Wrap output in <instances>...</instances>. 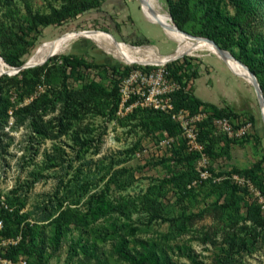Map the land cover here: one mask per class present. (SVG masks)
<instances>
[{
    "label": "trees",
    "instance_id": "trees-1",
    "mask_svg": "<svg viewBox=\"0 0 264 264\" xmlns=\"http://www.w3.org/2000/svg\"><path fill=\"white\" fill-rule=\"evenodd\" d=\"M21 1L24 10L19 5ZM61 1H64V17L52 4L50 13H46L34 8L30 0H0V10L4 9L0 16V56L7 64L19 66L24 63L25 55L35 45L42 28L52 24L60 25L65 20L98 7L103 0ZM164 1L174 23L180 29L214 40L245 63L256 75L264 95V0ZM226 7L231 10L228 14L223 10ZM79 57L73 53L54 55L43 65L23 69L13 75H0L1 127L7 123L8 111L11 108L15 125L29 120L39 138L67 134L79 150L91 146L94 135L89 131L92 129L88 124L82 125L81 118L89 112L119 119L118 86L117 82H111L113 78H109L108 71L120 72L121 66L96 61L86 63ZM58 59L62 60V65L57 64ZM194 59L184 56L182 59L166 63V68L169 76L180 83V88L172 94L175 109L185 108L196 112L202 106L205 111L210 112L208 117L199 123V140L204 144L207 155L210 158L228 156L230 143L242 145L254 132L255 139L261 142V137L256 131L257 117L254 114H239L231 109L219 108L194 95L192 80L198 76V66ZM65 65L71 66L68 76L65 74ZM81 66L98 67L104 79L102 83L90 80L83 86L80 83V86L74 87L66 82L68 77L79 81L83 75V72L80 74L78 70ZM152 66L147 65L148 68ZM54 70L60 72L63 88L56 91L53 99L43 92L23 106H16L11 101L12 89L16 92L21 90L17 94V100H23L32 93L36 84L43 80L50 82L49 78ZM58 74L55 76L58 77ZM55 102L61 104L56 122L53 123L55 119L43 121L42 113ZM222 116H226L234 124L236 120L246 116L252 121V132L240 139H229L225 135L215 133L212 119ZM123 118L129 121L138 118V123L132 126L142 130L145 136H154L156 131L166 129L171 136L180 138V143L173 145L168 156L165 155L151 163L157 165L172 162L176 169H171L169 175L156 179L144 193L117 197L113 194L111 185L113 184L116 190H125L133 181L131 170L124 167L112 171L113 161H109L108 166L104 165L106 170L99 180L108 177L98 190L91 192L94 180L88 175H85L86 179H81V169L77 168L67 179L64 196H58V192H55L48 200L37 204L39 215L32 221L29 218L33 211H22L24 201L19 197L10 196L17 191L11 190L4 201L0 200V240L18 236L20 238L15 244L4 246L0 251L1 258L16 262L23 257L26 264H50V256L69 238L67 261L80 257L81 264H111V258L119 264H183L179 257H174V254L179 256L178 251L191 264H206L188 244H180L177 241L182 235L196 232L193 229L194 221L202 219L206 214L211 215L216 227L211 231L205 230L202 235L199 232L197 237L196 232L195 237L203 243L216 245V236H220L219 252L214 254L210 264H241L242 256L252 253L256 247L264 244L262 204L254 200L247 187L235 184L230 178L220 181L206 179L188 187V184L197 178L195 162L199 153L186 150L185 142L180 137L181 128L168 113L137 107L123 115ZM56 129L59 133H54ZM130 130H134L133 127ZM138 145L139 140L124 153H135ZM115 162H120V159ZM263 170L264 154L250 167L240 169L231 165L230 168H211L215 176L234 172L247 177L259 190L261 197H264ZM170 189L174 193L176 203L187 200L192 205L199 202V196L201 200L210 197L212 199L197 212L183 209L170 216L167 215L168 205L164 199ZM65 202L67 204L63 206ZM80 204L83 206L80 207ZM133 215H137V219H133ZM158 219L167 223L165 232H161L157 237H136L142 230L140 225L148 226ZM74 231L76 235H73ZM130 240L133 243L131 246ZM107 242L109 247L104 256L101 246Z\"/></svg>",
    "mask_w": 264,
    "mask_h": 264
},
{
    "label": "rangeland",
    "instance_id": "rangeland-1",
    "mask_svg": "<svg viewBox=\"0 0 264 264\" xmlns=\"http://www.w3.org/2000/svg\"><path fill=\"white\" fill-rule=\"evenodd\" d=\"M30 1L34 8H39V10L46 13H50V5L52 4L59 10L62 17L65 16V9L63 6L64 1L63 3L61 0ZM157 1H159L158 3L161 6V9L168 13L169 11L165 1ZM22 3V1L19 2V5L21 9L24 10ZM223 10L226 14L231 12L228 7ZM3 11L4 9L0 10V16ZM158 24L159 22L157 21V18L150 14L142 1L140 7L138 0H103L98 7L87 10L75 18L65 20L60 25L52 24L42 28L41 34L38 36L35 45L31 48L29 53L25 55V59L30 58L37 50L43 47L45 43L55 41L67 33L88 29L91 31L96 29L98 32L104 30L105 32H103L107 36L115 40L113 38L114 36L116 38L115 41L117 42L151 50L158 56H167L176 49L177 43L173 38L168 37L167 33L164 32L165 30ZM83 38L84 37H78L74 40L72 39L70 41L71 43L69 42L68 47L63 52L54 55L59 56L73 53L80 56L79 58L86 63L96 61L104 62L108 65L122 66L125 64L118 59L112 58L109 53L100 49V45L97 46L98 44L96 45L86 38ZM182 55L191 56L202 61H207V59H211L210 57L215 59L214 56H216V54L211 53L206 48L199 47L194 48L187 53L179 54L172 59L177 57H179L177 59H182L184 57ZM170 60L171 59L162 64L169 63L171 62ZM57 61L58 65H62L61 59H58ZM133 62L144 63L147 61L130 60L127 63ZM0 69L8 71L10 67H8L3 61H0ZM64 70L65 74L68 76L71 72V66L65 65ZM78 70L80 74L83 72L79 81L71 77H68L66 80L71 86L77 87L81 85L80 83H82L83 86L90 80L102 83L104 80L98 67L93 68L91 66H81L78 67ZM236 71L237 70H233V72ZM57 73H59L58 77L55 76ZM2 74L13 75L10 73ZM83 77L85 80H83ZM49 79L50 82L43 80L36 84L32 93L26 96L23 100H17V94L18 92H21V90L16 92L12 89L10 91L11 101L14 102L16 106H23L43 92L47 93L50 99H53L56 91L63 88L61 85L62 76H60V72L54 70L52 71V77ZM232 86L233 85H228L227 87L230 88L231 92H233ZM235 99L240 101L237 96ZM249 99L253 112L258 118L256 130H258V133L260 134L261 142L260 140L258 142V140L255 139V132L253 130L254 134L251 133L247 140L243 141L242 145L235 142L230 143L228 156L223 155L217 158H210L213 167L230 168L231 165L240 169L250 167L264 154V124L261 121L260 110L253 92L248 97V100ZM60 108V102L51 104L45 110L46 112L42 113V120L48 121L55 119L53 120V123H55ZM8 115L7 123L3 125V127H1L0 123V200L4 201L8 192L17 189V191L11 193L10 196L19 197L20 200L24 201L25 205L22 211H33L32 216L29 218L30 221L39 215V210L36 209L37 204L42 203L43 200H48L49 196H53L55 192H58V196H61L62 194L64 196V187L67 179L71 177L77 168L81 169L79 173L81 179H86L85 175H88L89 178L94 180L91 192L98 190L108 177L106 176L105 179L99 180L106 170L104 165L108 166L109 161H113L112 171L124 167L131 170L133 173V181L125 190H116L114 189L113 184L111 185L112 192L117 197L128 194L135 196L144 193L147 187L156 179L167 176L171 169H176V166L172 162L159 163L157 165L151 164L153 161L159 160L165 155H169L167 153L168 151H160L156 145L160 139L170 137L171 135L166 129H162L156 131L154 136H151V134L145 136L142 130H138L137 127L132 126L135 123H138V118L129 121L124 119L125 117L123 118V116L119 115L118 118L121 120L110 119L108 116L93 115L88 112L81 118L80 123L82 125H89L92 129V131L89 132L94 135V138L91 146L87 149L80 148L79 150L67 134L59 136L56 134L57 137L49 136L39 138L32 129L29 120H24L22 123L15 125L11 108L8 111ZM131 127H133L134 130H130ZM57 131L58 130L56 129L54 133H59ZM157 136L161 138L158 139ZM137 140H139V145L136 150L145 147L148 149L147 152L139 157H137L135 153H124V151L127 148L132 147ZM179 143L180 138L177 139L176 144ZM76 149L79 150V153L76 152ZM116 159H120V162L116 163ZM53 163L55 164L52 165ZM262 174H264V170ZM251 194L256 202L262 204L264 215V197H261V195L257 196L255 193ZM164 199L168 205L167 215L171 216L176 215L183 209H186V211L197 212L212 198L210 197L201 200V196H199V202L192 205H190L187 200L181 203H176L174 193L170 189L167 197ZM66 204L67 202H65L63 206ZM82 206L83 205L80 204V207ZM137 217V215H133L132 218L137 219ZM140 217L144 220L142 216ZM214 222L215 221L212 219L211 215L206 214L202 219H196L194 221L193 229L198 232L197 235L196 232H191L182 235L177 239L180 244H188L192 251L198 254V258L202 259L206 264H210L214 254L219 252L220 236H216L218 237L216 245L208 242L203 243L196 237L199 235V232L202 235L205 230L211 231L215 229L216 226ZM140 226L142 227V230L136 234V237H157L161 232L167 230V223H164L160 219L155 220L151 225ZM73 235H76L75 231L73 232ZM132 238L133 237H130V239ZM69 243V238L63 241L61 247L50 256V264H81L79 263L80 257L67 261V248ZM132 244V240H130V246ZM108 247V242L101 246L104 256L106 255ZM2 250L3 249L0 248V251ZM178 254L179 256L174 254V257H179L180 262L183 264H191L189 260L180 253V251H178ZM110 263L119 264L112 258L110 259ZM241 264H264V244H260L252 253L242 256Z\"/></svg>",
    "mask_w": 264,
    "mask_h": 264
},
{
    "label": "built area",
    "instance_id": "built-area-1",
    "mask_svg": "<svg viewBox=\"0 0 264 264\" xmlns=\"http://www.w3.org/2000/svg\"><path fill=\"white\" fill-rule=\"evenodd\" d=\"M133 64H137V66ZM147 65L153 66L148 68ZM108 75H110L109 78H113L111 82H117L120 95L118 115L123 116L137 107L152 108L168 113L171 119L179 124L181 128L180 137L185 142L186 150L199 153L195 162L197 178L192 180L188 187L195 186L206 179L220 181L223 178H230L235 184L245 186L251 193L260 196L259 190L247 177L234 172L224 176H215L212 173L213 164L205 152L204 144L199 140V123L205 120L210 112L205 111L202 106L196 112H191L185 108L175 109L172 94L180 88V83L169 76L166 64L125 63L120 67V72L113 73L109 70ZM212 126L215 133L225 135L229 139H240L252 131L253 124L246 116L236 120L235 124L226 116H222L214 117ZM176 143L177 138L170 136L160 139L156 146L160 151H168L167 153L170 154L173 145ZM147 150L145 147L140 148L135 151V155L139 157ZM1 225L2 222L0 221V227ZM19 238L18 236L2 239L0 248L3 249L8 244H15ZM0 264H26V259L20 257L19 260L13 262L0 257Z\"/></svg>",
    "mask_w": 264,
    "mask_h": 264
},
{
    "label": "bare ground",
    "instance_id": "bare-ground-1",
    "mask_svg": "<svg viewBox=\"0 0 264 264\" xmlns=\"http://www.w3.org/2000/svg\"><path fill=\"white\" fill-rule=\"evenodd\" d=\"M146 9L150 12L151 15L157 18V21L161 25L163 31L167 33L168 37L173 38L176 43V49L167 56H158L154 54L151 50L143 49L127 44H123L111 39L104 32L98 31H78L67 33L55 41L45 43L43 47L37 50L31 57L30 63H40L48 56L56 53L63 52L69 45V42L78 37H84L87 40L95 43L100 47L104 52L110 54L112 58L118 59L124 63H127L130 60L137 61H147L154 64H162L173 57L189 52L194 48L204 47L209 50L211 53L219 56L218 51L215 47L207 40L202 38H193L185 35L184 33L178 31L175 27V24L170 19L169 14L161 9L159 1L157 0H141ZM145 1V2H144ZM83 38V39H84ZM71 43V42H70ZM105 49V50H104ZM106 53V54H107ZM178 58V57H177ZM226 64L232 70H241L249 78L247 70L240 65L237 61L232 59H226Z\"/></svg>",
    "mask_w": 264,
    "mask_h": 264
},
{
    "label": "crops",
    "instance_id": "crops-1",
    "mask_svg": "<svg viewBox=\"0 0 264 264\" xmlns=\"http://www.w3.org/2000/svg\"><path fill=\"white\" fill-rule=\"evenodd\" d=\"M210 58L207 61L194 59L198 66V76L192 80L194 95L202 101L219 108L231 109L239 114L247 112L254 114L250 103L251 97L249 100L248 97L253 92L256 101L257 98L253 87L246 80L248 78L247 75L241 70L233 72L226 62L218 56H214L215 59L213 57ZM228 85H233V90L231 89L233 92L230 91V88H227ZM236 96L240 101L235 99ZM256 131L258 133V130ZM258 135L260 136L259 133Z\"/></svg>",
    "mask_w": 264,
    "mask_h": 264
},
{
    "label": "water",
    "instance_id": "water-1",
    "mask_svg": "<svg viewBox=\"0 0 264 264\" xmlns=\"http://www.w3.org/2000/svg\"><path fill=\"white\" fill-rule=\"evenodd\" d=\"M139 4H140V7H141V0H138ZM169 14V17L170 19L173 21V18L171 16V14L168 12ZM174 22V21H173ZM175 24V23H174ZM160 25V24H158ZM161 27V25H160ZM175 27L178 31L184 33L185 35L187 36H190V37H193V38H202V39H205L207 41H209L214 47L215 49L218 51L219 53V56L221 57V59L223 61L226 62V59H232V60H235L237 61L240 65H242L248 72V75H249V78H245L250 84L251 86L253 87L254 89V92H255V95H256V98H257V102H258V106H259V110H260V117H261V121L262 123L264 124V95H263V92H262V89H261V86L259 84V81L256 77V75L249 69V67L243 63L241 60L237 59L230 51L226 50V49H223L222 47H220L214 40L208 38V37H205V36H197V35H193L191 33H188L182 29H180L176 24H175ZM162 28V27H161ZM94 31H96V29H93ZM92 30V31H93ZM81 31H91V30H81ZM101 32H103L104 30H100ZM105 32V31H104ZM108 33V32H107ZM112 35V34H111ZM113 36V35H112ZM113 38L116 40V38L113 36ZM100 48V47H99ZM54 55V54H52ZM52 55L48 56L46 59H44L42 62L40 63H30V58H27L23 64L19 65V66H10L8 65L4 60L3 58L0 56V61H3L8 67H10V69L8 71H4V70H1L0 69V74L2 73H10V74H15L23 69H26V68H30V67H34V66H38V65H42L44 64ZM184 56V55H182ZM181 57V56H180ZM179 58V57H178ZM177 58H174V59H171L170 61L172 60H175ZM133 63H137V62H133ZM145 64H154V63H151V62H144Z\"/></svg>",
    "mask_w": 264,
    "mask_h": 264
}]
</instances>
